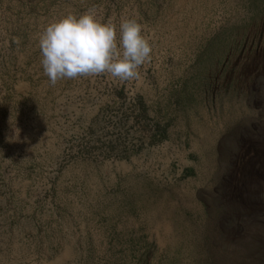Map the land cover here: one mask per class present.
Returning a JSON list of instances; mask_svg holds the SVG:
<instances>
[{"label":"rangeland","instance_id":"rangeland-1","mask_svg":"<svg viewBox=\"0 0 264 264\" xmlns=\"http://www.w3.org/2000/svg\"><path fill=\"white\" fill-rule=\"evenodd\" d=\"M88 10L138 78L43 74ZM0 264H264V0H0Z\"/></svg>","mask_w":264,"mask_h":264},{"label":"clouds","instance_id":"clouds-1","mask_svg":"<svg viewBox=\"0 0 264 264\" xmlns=\"http://www.w3.org/2000/svg\"><path fill=\"white\" fill-rule=\"evenodd\" d=\"M37 46L43 74L52 85L105 73L120 81L133 80L152 52L136 19L122 18L118 37L116 25L100 21L92 10L50 22L39 34Z\"/></svg>","mask_w":264,"mask_h":264}]
</instances>
